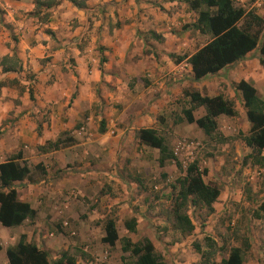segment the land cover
<instances>
[{
  "label": "crops",
  "instance_id": "0c3cea01",
  "mask_svg": "<svg viewBox=\"0 0 264 264\" xmlns=\"http://www.w3.org/2000/svg\"><path fill=\"white\" fill-rule=\"evenodd\" d=\"M39 11L33 14L34 0H0V163L19 155L17 163L28 167V177L12 186L17 200L35 212L32 221L5 228L4 242L0 235V264H7L5 250L20 236L53 254L58 245L65 251L72 245L48 242L43 247V236L38 233L46 227L49 230L44 238L55 234L76 238L78 231L96 228L103 232V222L118 216L116 222L113 220L115 229L116 223L123 227L125 220L134 218L135 230L147 236V229L139 224L146 211L142 180L150 170L144 156L150 153L152 163L158 166V155L156 150L138 144L135 132H195L204 144L209 141L195 124L184 121L182 110L188 108V99L183 91L222 96L233 102L235 116L215 119L216 132L225 140H215L211 146L219 153L229 133L234 132L242 155L246 153L249 159L251 149L241 140L249 124L233 85L240 80L247 82L264 102V68L257 49L214 75L194 81L186 59L209 38L189 27L196 15L182 0H84L83 9L58 0ZM244 11L257 16V10ZM202 36L207 39L197 46ZM178 57L184 59L176 60ZM9 65L12 68L4 70ZM204 114L202 107L192 111L194 119ZM54 141L57 148L47 146ZM178 144L182 143L174 147ZM260 156L264 157V149ZM221 167L220 160L206 172L211 180L203 176L204 182L219 186L212 205L217 215L236 206L234 201L247 202L230 179L221 177ZM244 172L251 182L263 177L264 167L253 163ZM156 182L151 176L153 190L158 189ZM253 188L258 199L251 214L264 200L262 187ZM86 200L92 203L84 216L81 209ZM258 216L250 218L259 223L264 217ZM64 221L75 231L74 237L59 230ZM91 240L82 238L77 248L95 256L96 264H111L110 250L115 245L102 244V251L92 255L86 244ZM251 248L255 257L244 264H264V239L255 241ZM62 252L52 257L48 252L50 262Z\"/></svg>",
  "mask_w": 264,
  "mask_h": 264
},
{
  "label": "trees",
  "instance_id": "16d2710c",
  "mask_svg": "<svg viewBox=\"0 0 264 264\" xmlns=\"http://www.w3.org/2000/svg\"><path fill=\"white\" fill-rule=\"evenodd\" d=\"M78 9L84 8V0H68ZM189 10L195 13V21L189 26L201 35L208 36L209 40L192 55L186 62L190 67L192 79L198 81L204 77L214 75L225 67L241 60L246 54L257 49L259 64L264 66V24L261 18L251 12H245L236 6L233 0H182ZM58 0H34V13H40V9L56 5ZM264 3V0H262ZM188 26H183L186 29ZM178 57L176 60H182ZM11 64V63H10ZM10 66V65H9ZM12 68L4 70L8 71ZM242 102L249 129L246 136L241 138L244 145L251 149L249 158L254 163L264 167V157L260 152L264 149V102L257 96L254 88L247 82L240 80L233 85ZM183 96L188 99V108L182 110L184 121L202 131L208 139L224 141L216 132L215 119L220 116L233 117L236 115L233 102L222 96L208 97L200 95L196 91H183ZM31 98V95H30ZM202 107L205 114L194 119L192 111ZM99 131H103L100 125ZM138 144L149 149L156 150L157 164L162 167L168 161H174L180 170V165L173 156L169 146L153 129H139L135 132ZM58 142L48 143L47 146L55 148ZM19 155L0 163V226L2 228H14L20 226L25 220L32 221L35 212L27 203L17 200V194L12 186L13 182L21 181L28 177L29 169L25 164L17 163ZM244 162V160H243ZM206 171L199 170L196 162L189 163L183 175L175 181L176 191L173 202L172 218L174 229L180 235H188L193 230L190 218L184 213L187 206L205 210L207 214L213 211L212 205L219 195V186L214 182H204ZM264 217V200L261 201L252 216ZM136 221L130 218L123 222L126 232L135 231ZM102 237L100 241L109 247L120 242V252L127 254L128 260L123 256L121 264H163L161 257L154 251V247L147 238L135 243L127 238L119 239L113 220L103 222ZM206 251H200L194 246L199 255L197 264H244L243 252L247 248L246 242L242 247H230L225 256L218 261L214 260L212 251L213 243L205 238ZM7 264H74L73 258L62 252L56 260L50 262L49 254L44 249L38 248L33 243H26L23 236L5 250ZM104 264V263H99Z\"/></svg>",
  "mask_w": 264,
  "mask_h": 264
},
{
  "label": "rangeland",
  "instance_id": "374dc122",
  "mask_svg": "<svg viewBox=\"0 0 264 264\" xmlns=\"http://www.w3.org/2000/svg\"><path fill=\"white\" fill-rule=\"evenodd\" d=\"M236 6L243 8L244 10H257L256 15L262 19L264 24V4L259 0H233ZM257 3V4H256ZM206 37H198L196 45L203 44L206 41ZM256 54V52H254ZM264 68V66H262ZM164 138L165 142L172 151L177 142L192 143L189 148L177 151L176 159L180 162H184L188 165L191 162H196L199 170H205L209 172L211 168L215 167V163L221 160L223 170L221 171V177L230 179L235 189L241 193V196L247 199V202H233L236 206H231L229 211L224 212L222 215L214 214L211 212L206 213L205 210L193 208L187 206L184 213L190 218L193 225V230L188 235H180L178 231L174 229L172 209L174 196L176 191L175 181L183 175V169L178 170L175 167L174 161L172 163H166L163 169H159L157 165H154L152 155L146 154L144 157L150 164V170L147 171L146 179H144V206L146 211L142 215L140 221V227L147 229V236L153 243L154 251L161 257L163 264L172 263V259L177 260L180 264H197L199 261V255L196 253L194 246H198L200 251H206L205 238H208L213 243L212 251L214 253V260L218 261L221 257L225 256V252L230 247H242V244L246 242L247 248L243 252L244 261L250 260L255 257L254 251L251 250L252 244L255 241H262V234L264 233V219L261 222H255L250 217L253 211L254 200H257V191L253 186L260 185L262 188L260 192H264V175L261 179L254 181H247V176L244 169H251L253 166V160L246 157V153L242 155L243 150H240V139L234 132H230L225 142L222 144V151L215 152V146H211V143L215 140L208 139L209 141L204 144L195 132H171L170 129L158 132ZM240 134V133H239ZM55 142V141H54ZM57 148V147H56ZM241 152V154H240ZM147 156V157H146ZM250 156V155H248ZM245 158V159H244ZM219 159V160H217ZM244 160V163H243ZM154 176L157 179L158 189L153 190L149 185L150 177ZM205 176L209 179L208 173ZM152 181V180H151ZM79 198V197H78ZM92 202L86 200L83 203L84 209H81V214L89 211ZM241 204V205H240ZM138 208V206L136 207ZM118 209L111 214L113 218L116 216ZM84 212V213H83ZM237 213V215H236ZM115 214V215H114ZM85 216V214H84ZM118 216L115 217L114 222L117 221ZM146 219V222H145ZM124 219H121L123 221ZM116 223V231L119 239L127 238L130 242L135 243L147 236L139 235L140 231H134L133 233H125L122 223ZM147 223V225H145ZM49 229H43L38 233L39 236H43L42 246L48 242H54L65 245V243L72 244L65 251L60 245L58 249H55V253L65 251L67 255L74 259L78 264H96L94 260L96 257L89 255V253H82L81 249L77 248L82 238H92L91 241L86 242L89 245V252L92 255L98 254L102 251V243L99 236L102 235L101 229L96 228L93 231H78L79 236L76 238H66L55 234L52 238H44L46 232ZM5 228L0 229V235H3V242L6 240ZM85 242V241H83ZM6 243V242H5ZM4 243V244H5ZM81 247V246H80ZM76 248V249H75ZM50 257L54 254L48 251ZM4 252L2 251L1 254ZM111 264H117L120 262V258L123 256L127 260L129 259L127 254L122 255L120 252V242L115 243V247L110 250ZM264 256V254H263ZM198 260L196 263L195 261ZM81 261L82 263H80ZM173 264V263H172Z\"/></svg>",
  "mask_w": 264,
  "mask_h": 264
},
{
  "label": "built area",
  "instance_id": "2783aa9c",
  "mask_svg": "<svg viewBox=\"0 0 264 264\" xmlns=\"http://www.w3.org/2000/svg\"><path fill=\"white\" fill-rule=\"evenodd\" d=\"M190 146H191V143H185L184 142L182 144H178L177 147L175 148V150L172 152L175 159H176V155H177L178 150H182L183 148L187 149ZM177 162H179L180 167L183 170H185V167L187 165L184 162H180L179 160ZM70 195H72V193H70ZM59 230L65 234H67L69 237H74L76 235L75 231L69 228L68 223L66 221L60 223Z\"/></svg>",
  "mask_w": 264,
  "mask_h": 264
}]
</instances>
